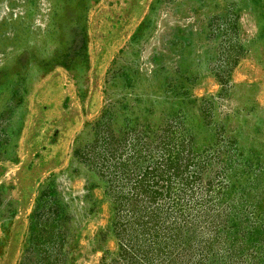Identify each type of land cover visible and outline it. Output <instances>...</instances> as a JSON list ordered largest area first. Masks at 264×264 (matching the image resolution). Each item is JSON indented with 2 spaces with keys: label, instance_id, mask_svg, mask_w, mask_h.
<instances>
[{
  "label": "rangeland",
  "instance_id": "obj_1",
  "mask_svg": "<svg viewBox=\"0 0 264 264\" xmlns=\"http://www.w3.org/2000/svg\"><path fill=\"white\" fill-rule=\"evenodd\" d=\"M0 264H264V0H0Z\"/></svg>",
  "mask_w": 264,
  "mask_h": 264
}]
</instances>
